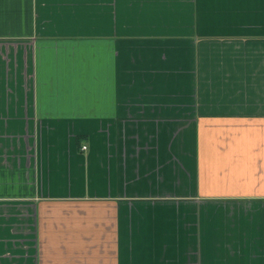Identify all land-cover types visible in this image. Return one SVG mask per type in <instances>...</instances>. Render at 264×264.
Instances as JSON below:
<instances>
[{"label": "crops", "instance_id": "obj_1", "mask_svg": "<svg viewBox=\"0 0 264 264\" xmlns=\"http://www.w3.org/2000/svg\"><path fill=\"white\" fill-rule=\"evenodd\" d=\"M6 201L0 264H264V0H0Z\"/></svg>", "mask_w": 264, "mask_h": 264}, {"label": "rangeland", "instance_id": "obj_2", "mask_svg": "<svg viewBox=\"0 0 264 264\" xmlns=\"http://www.w3.org/2000/svg\"><path fill=\"white\" fill-rule=\"evenodd\" d=\"M17 203L15 201H6L4 203H1L0 202V217H1V221L2 220H6V218H7L8 221H5L4 226H6L5 229L7 230V232L9 234H11V227H12L13 223L16 221L15 220V214L13 215V213L18 212V210H20V213H22L21 216H24V213H26V211L23 209L25 207L24 206H21V205L19 206V204H17ZM13 216H14V219H13ZM15 229H16L17 232L20 230V233H21V230L22 229L19 228V230H18V227H15ZM1 232H2V230H1ZM6 236H8V235H6ZM10 237L8 239L9 245L7 244V246L9 247V249L7 248V249H4V250H0V253H3V252L4 253H9V250L11 251L13 249V247L11 245ZM27 245H28V243H22L21 242V244H18V246L16 245V248L20 247V250L23 251V249H25L24 247L27 246ZM5 257H9V255L5 254Z\"/></svg>", "mask_w": 264, "mask_h": 264}, {"label": "built area", "instance_id": "obj_3", "mask_svg": "<svg viewBox=\"0 0 264 264\" xmlns=\"http://www.w3.org/2000/svg\"><path fill=\"white\" fill-rule=\"evenodd\" d=\"M84 147V146H83Z\"/></svg>", "mask_w": 264, "mask_h": 264}]
</instances>
